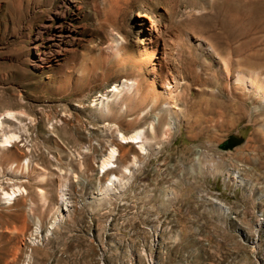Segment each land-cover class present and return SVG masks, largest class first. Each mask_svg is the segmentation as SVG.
<instances>
[{"label": "rangeland", "instance_id": "obj_1", "mask_svg": "<svg viewBox=\"0 0 264 264\" xmlns=\"http://www.w3.org/2000/svg\"><path fill=\"white\" fill-rule=\"evenodd\" d=\"M238 70L264 78V0H0V264H264V100Z\"/></svg>", "mask_w": 264, "mask_h": 264}, {"label": "bare ground", "instance_id": "obj_2", "mask_svg": "<svg viewBox=\"0 0 264 264\" xmlns=\"http://www.w3.org/2000/svg\"><path fill=\"white\" fill-rule=\"evenodd\" d=\"M155 30V27H153V28H150L149 29V35H152V33H153V31ZM119 48V47H118ZM145 48L146 49H149V47H147V46H145ZM115 50H117V49H115ZM113 52V51H112ZM115 53H118L119 54V50H117V52H115ZM149 57V56H148ZM120 58V57H119ZM130 59H131V57H130ZM159 77V76H158ZM158 77H155L154 76V78H153V82H155V84H157L156 83V81H157V79H158ZM174 78V77H173ZM160 79H161V81H160ZM233 81H235V82H240L241 84H243L244 86H245V88H248L249 89V91L251 92V93H253V95L254 96H259V95H261L262 96V100H264V78H260V77H258L257 75H254V74H251V73H246V72H244V71H242V70H238L236 73H234V75H233ZM140 80V78L138 79V80H136V79H134V80H130V79H124L121 83H120V88H123V89H126V90H130V89H132V88H135L136 89V91L139 89L138 88V81ZM158 81H160L161 83H160V86H161V88L163 89L162 90V92H161V94H162V96L163 95H172V96H174V92H176V90L173 88L174 87V85H170L171 84V82L167 79V78H164V79H162L161 77H159V80ZM172 82H174V81H172ZM173 88V89H172ZM177 88V87H176ZM115 89H116V91L118 90V86L117 87H115ZM172 89V90H171ZM125 90V91H126ZM246 90V89H245ZM142 91V90H141ZM115 92V91H114ZM130 92V91H129ZM124 93V92H123ZM126 93V92H125ZM141 94V93H140ZM139 94V95H140ZM138 95V96H139ZM176 96H177V92H176V94H175ZM161 96V97H162ZM171 96V97H172ZM176 96H175V98H176ZM257 96V97H258ZM150 97V96H149ZM151 97H152V99L155 101L156 100V98H154V96H153V92H152V94H151ZM178 97V96H177ZM133 98V97H132ZM148 98V97H147ZM94 99V98H93ZM141 99V98H140ZM95 100V99H94ZM103 100V99H102ZM147 100H149V99H147ZM94 102V101H93ZM99 102H101V101H99ZM103 102V101H102ZM102 102L100 103V104H102ZM156 102H157V100H156ZM156 102H154V103H156ZM10 111V110H9ZM14 113V112H13ZM11 114H12V112L10 111V112H8V111H5V113H3V114H1L0 115V127H8L9 125H7L6 123H10L11 121ZM173 121V120H172ZM172 124H174V123H172ZM2 128H0V130H2ZM175 128V127H174ZM4 130V129H3ZM7 131H8V129H6ZM6 132V131H5ZM4 131L1 133V135H0V143L1 144H3V145H11V141L12 140H14L15 138H17V136L15 135V134H13V133H10V134H6ZM9 132H11V131H9ZM117 134H119L118 135V137H119V139L122 141V142H132V143H137V142H141L142 144H144V139H142V135H143V133H142V135H141V132L139 133V132H136V133H133L132 135H128V136H125V135H123V134H121V133H117ZM145 135H143V137H144ZM137 138H139L140 139V141H137L136 139ZM19 139V138H18ZM145 139H146V137H145ZM149 140V139H148ZM146 142H148L147 140H146ZM150 143V142H149ZM127 144V143H126ZM141 145V144H140ZM147 145H149V144H147ZM146 146V145H145ZM137 147H139V146H137ZM116 148V147H115ZM114 147H112L109 151H108V153L106 154V156L104 155V157L102 158V160H101V163H100V169H105V170H107L108 171V169L111 167L110 166V164H112L113 162V160H114V157L116 156V149H115ZM140 148H142V146H140ZM135 157V156H134ZM136 159V158H135ZM133 164H136L135 163V161H134V163ZM128 165V164H127ZM130 166V165H129ZM125 168L127 167V166H124ZM113 168V167H112ZM111 169V168H110ZM109 169V170H110ZM125 170V169H124ZM103 171V170H102ZM104 173V172H103ZM106 173V172H105ZM118 178V177H117ZM110 180L111 181H115L116 180V178H115V176L114 177H112V178H110ZM110 183V182H109ZM116 183V182H115ZM64 186H66V185H64ZM108 186H109V184H108ZM108 188V187H107ZM18 190V189H17ZM16 190V192H18ZM63 190H65V189H63ZM63 190H61L62 191V194H61V197H60V207H61V210L62 211H64V210H66L67 209V206H69L68 205V202H67V200H66V196H65V192L63 191ZM13 193H15V191H13L12 193H8V192H4V194L3 195H5V197H12L13 195ZM17 194V193H16ZM16 194H14L15 196H16ZM67 194V193H66ZM4 199V198H3ZM54 222H55V220L50 224V226L47 228V230L44 232V234L42 235H39V236H41V237H43V236H47V234L48 233H50V230H51V227H53L52 225L54 224ZM34 233L35 234H40V233H42V229L40 228V226H39V224L37 223L36 224V227H35V229H34ZM29 241H30V239H29ZM35 241H37V240H35V238H31V243H35Z\"/></svg>", "mask_w": 264, "mask_h": 264}, {"label": "water", "instance_id": "obj_3", "mask_svg": "<svg viewBox=\"0 0 264 264\" xmlns=\"http://www.w3.org/2000/svg\"><path fill=\"white\" fill-rule=\"evenodd\" d=\"M243 138L237 134L229 135V137L219 145L222 150L232 149L235 146L241 144Z\"/></svg>", "mask_w": 264, "mask_h": 264}]
</instances>
